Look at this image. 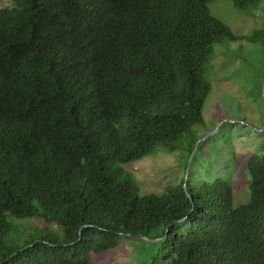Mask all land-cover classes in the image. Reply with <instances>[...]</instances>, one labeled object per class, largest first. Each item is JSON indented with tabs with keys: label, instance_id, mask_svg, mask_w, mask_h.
I'll return each instance as SVG.
<instances>
[{
	"label": "trees",
	"instance_id": "16d2710c",
	"mask_svg": "<svg viewBox=\"0 0 264 264\" xmlns=\"http://www.w3.org/2000/svg\"><path fill=\"white\" fill-rule=\"evenodd\" d=\"M211 1L0 9V264H93L91 252L125 235L158 240L144 264H264V150L247 159L250 197L239 205L223 178L143 194L122 168L187 133L195 145L215 43L258 35L235 33ZM261 1L232 0L241 10ZM35 215L63 235L10 241L9 217Z\"/></svg>",
	"mask_w": 264,
	"mask_h": 264
},
{
	"label": "rangeland",
	"instance_id": "374dc122",
	"mask_svg": "<svg viewBox=\"0 0 264 264\" xmlns=\"http://www.w3.org/2000/svg\"><path fill=\"white\" fill-rule=\"evenodd\" d=\"M12 3L0 0V9ZM209 11L237 34L258 35L254 40L215 43L206 72L212 84L204 104L206 123L196 126L200 138L195 145V133H187L174 149L158 145L150 155L122 168L137 180L143 194L163 192L183 179L196 187L202 180L223 178L232 185L234 204L239 205L250 197L247 159L264 150V0L248 10L235 7L232 0H213ZM9 219L14 224L10 241L24 242L38 230L63 235L61 225L39 215ZM157 245V239L125 235L116 247L90 256L93 264H144Z\"/></svg>",
	"mask_w": 264,
	"mask_h": 264
}]
</instances>
